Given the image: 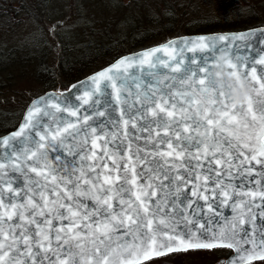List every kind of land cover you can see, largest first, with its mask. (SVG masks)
<instances>
[{"label": "snow or ice", "instance_id": "1", "mask_svg": "<svg viewBox=\"0 0 264 264\" xmlns=\"http://www.w3.org/2000/svg\"><path fill=\"white\" fill-rule=\"evenodd\" d=\"M251 35H220L212 39L201 36L192 41L169 42L144 51L131 60L121 59L115 66L91 77L96 92L102 91V80L106 81L104 89L110 83L115 98L120 103L127 79L134 76V73L121 72L122 66L133 67L139 62L142 72L163 66L173 73H180L173 78L179 86L175 82L169 84L157 81L155 84L145 85L142 94L138 91L133 97L129 91V96L123 97L125 103L129 98L132 99L130 108H135L137 103L140 105L130 113L128 119H123L122 109L125 136L129 124L132 129L148 132L149 136L145 139L152 143L151 153L146 152L144 156L137 153L135 157L128 155L121 166L117 161L119 146H116V154L111 153L107 141L103 146L97 143L98 140H106V137L97 135L96 129L92 128L90 154L80 155L72 153V148L68 149L69 153L80 158L79 175H76L74 164L65 166V175L59 178L55 169L47 162L42 168L28 166L29 171L43 177L46 183L39 185L38 181L34 182L40 189L37 193L39 201L30 196L26 203L20 204L11 199L7 204L4 202V191L16 195L19 193L15 192L10 182H5L7 165L0 163V264H44V261L48 264H144L147 260L173 252L216 247L237 248L239 253L234 229L238 225H245L249 220L256 221L259 216H264V67H256L264 65V55H241V52H247V48L232 43H247ZM260 41H264V34L255 43ZM253 51L255 52V47ZM158 53L164 55H157ZM225 55L227 60L224 67L227 74L237 82L244 80L250 85V95L241 104L232 100L230 88L217 86L211 75L217 57ZM164 57H168V60ZM189 65L192 67H188ZM136 87L140 89V84L137 83ZM93 94L86 92L85 96ZM38 111V106L29 110L27 122L15 136L24 132V128L31 124L33 115ZM69 114L75 116L77 113L69 111ZM99 115L103 116L104 113L100 112ZM88 119L89 117H85V123ZM74 127L69 123L67 128L51 134V139L56 141L62 132ZM153 133L156 140L152 139ZM47 139V133L40 135L41 141ZM2 143L6 147L9 141L3 139ZM61 144H64L63 139L58 144L40 143L39 149L50 147L58 150ZM159 144L166 145L167 150L161 151ZM39 149L27 155V159L37 157ZM97 149L103 153L102 156L97 154ZM149 154L159 156L160 160L153 158L149 162ZM39 155L47 159L45 153ZM105 157L112 161V167L104 162ZM16 160L19 161L20 157ZM237 160H240L239 164L236 163ZM85 161L92 163L85 164ZM253 162L261 165L259 170L251 166ZM136 163L141 165L140 172L136 171ZM213 164L215 168L212 167ZM245 164L249 167H244ZM21 167L19 162L13 166L14 170ZM180 168L193 174L195 181L203 179V191L200 192L199 185H196L192 195L205 201L208 212H215L220 203L242 210L237 217L238 225H232V237L225 233H214L212 238H208L197 233L195 227H188L198 223L197 213L203 212V206L197 205L193 209L195 202L181 192L183 184L193 182V176L180 174ZM197 169L200 171L197 172ZM173 171L176 172L175 176L170 175ZM113 172L116 174L113 175ZM121 172L125 175L121 176ZM212 172H215L216 180L211 193L212 202L209 203L210 198L205 193L209 191L208 181L212 179ZM254 173L259 179L254 178L249 183L257 184L258 190L241 193L250 197L251 203L233 201L229 205L233 188L239 187L234 186L232 180L238 176L247 180ZM225 177L229 179L226 181ZM141 179L144 180L143 184L139 183ZM165 180L169 182L167 185L164 184ZM173 182H177V195L165 205L171 212L164 211V215L158 217L157 214L162 209L156 207V212L149 217L151 199L156 198L158 191H163L166 187L171 190ZM49 183L52 184L50 190L47 188ZM215 189L220 191L217 193ZM33 191H36V187H33ZM128 193L131 195L126 198ZM219 197L223 199L219 200ZM65 199L71 203L63 202ZM86 200L94 201L95 206L90 209ZM29 208L31 211H28ZM253 208L259 209V212L253 213ZM184 209L191 211L185 214ZM37 216L43 217V220H37ZM65 220L68 221L67 224L63 223ZM31 225H35V229ZM199 227L208 231L203 223ZM260 227L264 229V221ZM120 229L124 231L120 232ZM241 232V241L246 242L248 230L242 227ZM251 243L252 250L249 252L245 249L248 252L243 258L245 264H251L253 259H264V238L259 246L254 238ZM234 259L230 258L225 264H233Z\"/></svg>", "mask_w": 264, "mask_h": 264}, {"label": "water", "instance_id": "2", "mask_svg": "<svg viewBox=\"0 0 264 264\" xmlns=\"http://www.w3.org/2000/svg\"><path fill=\"white\" fill-rule=\"evenodd\" d=\"M250 33L252 35L249 37V41L247 43L245 41H233L232 43L242 48H247V52H241V55L252 56L257 53L264 55V52H261V49H264V41H260L258 44L255 43L257 38L261 34H264V25L237 31H218L203 34L179 35L172 37L164 42L123 54L109 64L69 84L68 87L63 90H46L41 94L33 97L25 106L17 126L11 131L0 135V163H5L7 165L5 171L8 173V175L4 177V180L5 182H10L15 192L19 193V195H16L14 193L4 191V202L7 204L9 199H11L17 204L26 203L28 197L30 196H34L35 200L37 201L40 200V196L37 194L40 189L38 186H35L34 182L38 181L39 185H45L46 182L43 177L37 176L34 172L29 171L28 166L42 168L44 163L47 162L53 169H55V173L59 178L60 176L65 175V166L74 164L76 175H79L81 161L78 155H73L72 153H80V155H84L86 153L90 154L89 150H92L91 141L93 139L92 128L96 129L97 135H104L106 137V140L97 141L99 145L103 146L107 141L108 150L113 154H116V146H119L117 161L121 166L126 162V158L128 155H132L133 157H135L138 153L140 156H144L146 152L151 153L153 151L151 141H147L145 139L149 136L148 132H141L136 129H132L131 124H129L127 127V136H125V126L123 124V119H128L130 113L134 112L136 108L140 107V105L137 103L135 105V108H130L129 105L132 104V99L129 98L127 100V103H125L123 97H128L129 91L131 92L133 97L138 91L142 94V90L145 85L155 84L157 81H164L165 83L169 84L175 82L177 83V86H179L178 82L173 78L179 76L180 73H173L171 69L164 68L163 66H158L157 68H152L150 70H145L142 72L139 66V62H137L133 67L122 66L121 72L126 71V73H134V76L127 79L123 97L120 103L117 102L115 93L113 92L110 83H108V87L104 89L103 86L106 81L102 80V91L96 92V86L91 83V77L101 73L104 70L109 69L110 67L115 66L121 59L131 60L133 57L141 55L144 51H150L157 46H164L169 42H180L185 40L192 41L199 39L201 36L205 37L206 39H212L220 35L249 36ZM253 47H255V52L253 51ZM157 55L163 56L164 54L158 53ZM187 55H192V53H187ZM164 59L168 60V57H164ZM144 67L145 69H147V65H145ZM188 67H192V65H189ZM256 67L261 68L264 67V65H256ZM157 73H164V75H158ZM137 83L140 84V89H137ZM162 86L163 85H161V87ZM86 92L94 94L85 96ZM85 100H87V102H85ZM34 106H38L39 111L35 112V114L33 115L31 124H29L28 127L24 128V132L20 136H15L14 134L20 131L21 127L27 122V114L29 110ZM58 108L59 110H57ZM122 109L124 110L123 119ZM69 111H76L77 114L75 116L70 115ZM100 112H103L104 115H99ZM85 117H89L87 123H85ZM69 123L75 125V127L68 129L67 132H62L61 136L58 137L56 141H53L51 139V134L56 133L58 130L67 128ZM46 133L48 134V139L46 141H41L40 135ZM85 133H87V136L85 135ZM161 135L163 134L161 133ZM137 137L140 138L137 139ZM3 139H8L9 141L6 147L2 143ZM61 139L64 140V144H61L58 150H53L50 147L46 149H39L40 143H45L46 145L58 144ZM152 139H157L154 133L152 134ZM85 141H87V143H85ZM69 148H72V153H69ZM158 148L161 151L167 150V146L164 144H159ZM38 149L39 152L37 157H33L30 160L27 159V155H30L32 151H37ZM96 151L98 155H103V153L100 152L99 149H97ZM39 153H45L47 159L45 160V158L40 156ZM17 157H20L19 161L16 160ZM56 157H59V159H55ZM153 158H155L156 160H160L159 156L153 157L151 154L148 155L149 162ZM240 160H243V157H240ZM240 160H237L236 163L239 164ZM17 162L21 163L22 167L20 169L14 170L13 166ZM104 162H106L109 167H112L111 160H108L105 157ZM84 163L88 164L92 162L85 161ZM161 163H163V161H161ZM192 163H195V161H193ZM251 166L255 167L257 170H259V168L261 167V165H257L255 164V162H253ZM153 167H155V165H153ZM212 167L215 168L216 166L213 164ZM244 167H249V165L245 164ZM97 171H102V169H97ZM136 171H141V165L139 163H136ZM196 171L199 172L200 170L197 169ZM179 172L182 175L193 176V182L183 184L181 187V192L186 194L189 200L195 202L192 205L193 209H195L197 205L203 206V212L197 213L198 223L195 226L188 225V227H195V231L197 233H200L208 238H212L214 233L217 235L225 233L227 234V236L232 237V225L234 223L238 225L237 217L242 210L233 209L230 206H225L224 204L220 203L215 212H208L205 201L203 199H198V196L192 195V191L194 190L196 185H199L200 192L203 191V179L201 178L200 181H195L194 175L186 173L184 168H180ZM112 174L115 175L116 173L113 172ZM120 175L123 176L125 175V173L121 172ZM128 175L130 176L131 173L129 172ZM170 175L175 176L176 172L173 171L170 173ZM233 175H235V170H233ZM211 176L212 179L208 181L209 191L205 193L210 198L209 203L212 202L211 193L216 180L215 172H212ZM29 177H31V179H28ZM254 178L259 179V176L254 173L253 176L248 177L247 180H244L243 176H238L232 180V184L239 187L233 188L232 198L228 202L229 205H232L233 201H235L236 203H240L241 201H248L249 203H251V198L246 195H242L241 193H245L249 190H258L257 184L249 183V180H253ZM228 179V177H225L226 181ZM73 180H75V176L73 177ZM242 180L243 183H241ZM120 182L123 183V181ZM139 183L143 184L144 180L141 179ZM157 183L159 182L157 181ZM168 183L169 182L167 180L164 181L165 185H167ZM176 183L177 182L172 183L171 190L166 187L163 189V191H158L156 198L151 199L149 203V217H151L152 213L156 212V207L162 209V211L157 214L158 217L163 216L164 211L171 212V209L165 208V205L177 195V193L175 192ZM125 186L131 187V185ZM33 187H36L35 192L33 191ZM68 187L71 188V185H68ZM47 188L50 190L52 188V184H47ZM215 191L218 193L220 189H215ZM25 193H27V196L25 195ZM130 195L131 193H128L126 195V198ZM50 198L55 199V197ZM132 198L134 199V197ZM222 199L223 197H219V200ZM257 201H259V197H257ZM63 202L71 203V201H68L67 199H65ZM218 202L219 201H217V203ZM85 203L88 204L90 209L95 206L94 201L92 200H86ZM115 204L116 202L114 201V206ZM213 206L214 208L216 207L215 204ZM28 211H31V208H29ZM183 211L185 214H187L191 210L184 209ZM258 212L259 209L253 208V213ZM141 215H143V212L141 213ZM36 219L43 220V217L37 216ZM262 221H264V216H259L256 221L249 220L248 223L243 226L238 225L234 229V231L236 232V236L234 237V239L237 243V247L239 248V253L237 252V248L216 247L227 248L231 251L227 257L220 259L219 264H225V261L229 260L232 257L235 258L233 264H245V260L243 258L248 255V252H246L245 249L249 250V252L252 250V238L255 239L257 246L260 245L261 239L264 238V229H261L260 227ZM54 223L57 222L54 221ZM63 223L67 224L68 221L65 220ZM200 223H203L208 231L205 232L204 229H201L199 227ZM31 227L35 229L36 226L31 225ZM181 227H183V225H181ZM242 227L248 230V236L245 238L246 242L241 241V236L243 235V233L241 232ZM119 231L123 232L124 229H120ZM117 235H119V232L117 233ZM259 260L263 259H253L251 262ZM44 264H48V262L44 261Z\"/></svg>", "mask_w": 264, "mask_h": 264}, {"label": "trees", "instance_id": "3", "mask_svg": "<svg viewBox=\"0 0 264 264\" xmlns=\"http://www.w3.org/2000/svg\"><path fill=\"white\" fill-rule=\"evenodd\" d=\"M20 1L24 5V0ZM56 1L63 6L68 2ZM82 5L78 1L72 2L68 10L79 12ZM105 7L108 13L103 15L109 23L104 31H89L79 34V42L70 40L62 46L59 40L57 45L50 47L40 42L42 33H33L10 61H14L13 65L23 73L29 72L43 91L62 90L118 56L142 48L151 41L161 42L181 34L244 29L264 22L259 13L264 10V0H111ZM124 11H130L132 19L127 20ZM117 18L119 22L123 21V26L118 24L113 29L111 23ZM48 20L54 22L52 17ZM41 24L48 28L43 22ZM1 102L3 105L8 103L3 97ZM2 111L0 134L15 127L21 116L20 111L9 110L6 106Z\"/></svg>", "mask_w": 264, "mask_h": 264}, {"label": "bare ground", "instance_id": "4", "mask_svg": "<svg viewBox=\"0 0 264 264\" xmlns=\"http://www.w3.org/2000/svg\"><path fill=\"white\" fill-rule=\"evenodd\" d=\"M56 2V0H24L23 5L20 0H0V93L6 86L16 85L18 81L16 77L20 79L22 74H29V72L23 73L22 69L13 65L14 61L10 60L19 53V50L21 51L24 42L33 33H42L39 40L44 46H55L59 40L63 46L70 40L79 42L83 33L104 31L108 26L109 21L106 18H95L94 12L89 14L94 20H88L90 23L84 24L86 17L82 16L81 10L70 13L68 9L62 8L64 11H61ZM91 7L92 11L99 8L102 15L108 13L105 4L100 0L93 2ZM124 13L127 20L132 19L130 11ZM49 17L54 18V22H49ZM42 22L48 28L45 29ZM110 27L116 29L115 26ZM7 59L9 60L6 61ZM1 103L0 95V106L3 105ZM1 108L3 110V107ZM2 110L0 109V115L4 114Z\"/></svg>", "mask_w": 264, "mask_h": 264}, {"label": "rangeland", "instance_id": "5", "mask_svg": "<svg viewBox=\"0 0 264 264\" xmlns=\"http://www.w3.org/2000/svg\"><path fill=\"white\" fill-rule=\"evenodd\" d=\"M79 3H83L82 7H79V11H82V16L86 17L85 18V22L86 23H90L88 20L93 21L94 19L91 18V16L89 17V14L94 12V17L95 18H105L104 15H102V13L100 12V9L97 8L96 10L92 11V3L95 2L96 0H77ZM76 0H68L66 6H63L60 4H57V7L61 10L64 11L65 9H68L71 6L72 2H77ZM103 1L106 5L111 3V0H100ZM254 1V0H253ZM76 6V4H74ZM101 7V4H100ZM64 8V10L62 9ZM82 8V9H81ZM59 11V10H58ZM76 11V9H75ZM261 13V17L262 19H264V10L263 12H259ZM108 19V18H106ZM119 18H117L115 20V22L112 24V26L117 27L118 24L119 26H123V24H121L123 21L118 20ZM261 24H264L261 23ZM119 30H122L119 28ZM16 35V34H15ZM10 37V36H9ZM85 38H87L88 40H86L87 42L89 41V37L85 36ZM81 41H85V40H81ZM85 41V42H86ZM158 41L154 40L151 41V43L149 44H153L156 43ZM1 43V42H0ZM146 44V45H149ZM143 45L142 47L146 46ZM17 78V83L14 86L8 87L6 86L5 89L2 90V92L0 93L1 97H3L8 103H5L3 106H6L7 109L9 110H18L20 111V113H22L25 105L27 104V102L30 100V98L34 95H37L41 92H43V89L41 88L40 85H38L33 78L31 77L30 74H25V75H21L20 79L18 77ZM71 84V83H70ZM3 104V103H1ZM226 254L225 252L222 251H212V252H203V251H189L186 253H177V254H173L164 258H160L157 260H153L150 261L148 263L145 264H219L220 259L225 258ZM251 264H264V261L262 262H256V263H251Z\"/></svg>", "mask_w": 264, "mask_h": 264}, {"label": "clouds", "instance_id": "6", "mask_svg": "<svg viewBox=\"0 0 264 264\" xmlns=\"http://www.w3.org/2000/svg\"><path fill=\"white\" fill-rule=\"evenodd\" d=\"M226 60V55L217 57L216 66L212 69L211 75L217 86L230 88L232 100L241 104L250 95V85L244 80L237 82L227 74V69L224 67Z\"/></svg>", "mask_w": 264, "mask_h": 264}]
</instances>
